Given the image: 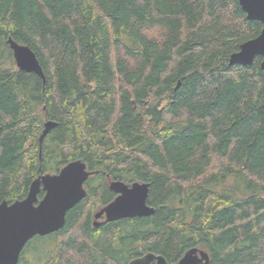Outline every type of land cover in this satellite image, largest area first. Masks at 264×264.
Returning <instances> with one entry per match:
<instances>
[{"label":"trees","instance_id":"obj_1","mask_svg":"<svg viewBox=\"0 0 264 264\" xmlns=\"http://www.w3.org/2000/svg\"><path fill=\"white\" fill-rule=\"evenodd\" d=\"M261 27L238 0H0V202L72 160L92 173L63 227L33 237L44 264H172L191 247L264 264V68L229 63ZM8 38L44 78L16 67ZM108 178L148 183L153 213L94 226Z\"/></svg>","mask_w":264,"mask_h":264},{"label":"water","instance_id":"obj_2","mask_svg":"<svg viewBox=\"0 0 264 264\" xmlns=\"http://www.w3.org/2000/svg\"><path fill=\"white\" fill-rule=\"evenodd\" d=\"M246 17L261 22L257 36L242 42L239 50L229 57L230 64H251L255 56L262 57L264 68V0H238ZM15 64L19 70L33 72L44 78L35 53L26 45L8 39L7 41ZM56 125L47 120L38 137L39 147L45 135ZM91 171L80 159L72 160L56 173H45L34 178L29 184L26 195L12 202H0V264H17L20 253L29 239L35 235L44 236L58 231L65 223L66 212L80 202L86 194L84 182ZM110 191L116 197L101 207L93 215L94 226H99V218L113 222L121 218L142 217L153 213V207L146 203L148 183L134 181L125 183L110 180ZM43 196L38 199V193ZM209 253L198 247L187 249L177 263L208 264ZM126 264H169L166 259L153 252H146L130 259Z\"/></svg>","mask_w":264,"mask_h":264},{"label":"rangeland","instance_id":"obj_3","mask_svg":"<svg viewBox=\"0 0 264 264\" xmlns=\"http://www.w3.org/2000/svg\"><path fill=\"white\" fill-rule=\"evenodd\" d=\"M95 179V177H94ZM88 181V180H87ZM94 181V180H93ZM92 180H90L91 184L92 185H95L97 184V182H93ZM95 181H98V179H95ZM89 182V183H90ZM107 182V180H106ZM85 185H86V182H85ZM38 199H40L38 197ZM99 207H95L93 208L91 214H92V217H91V222H94V218H93V215L94 213L97 211ZM33 238V237H32ZM30 239L31 241H29V243L27 244V246L25 247V251L26 252H29L30 255H29V261L27 264H44L45 263V253L47 251V249L49 248V245H46L45 242H37L36 241V238H33V239ZM32 248V251H30L29 249ZM36 251V252H35Z\"/></svg>","mask_w":264,"mask_h":264},{"label":"bare ground","instance_id":"obj_4","mask_svg":"<svg viewBox=\"0 0 264 264\" xmlns=\"http://www.w3.org/2000/svg\"><path fill=\"white\" fill-rule=\"evenodd\" d=\"M8 39H11V38H8ZM8 39H7V41H8ZM11 40H12V39H11ZM40 148H41V147H40ZM40 148H39V149H40ZM40 150H41V149H40ZM100 224H101V223H100Z\"/></svg>","mask_w":264,"mask_h":264},{"label":"flooded vegetation","instance_id":"obj_5","mask_svg":"<svg viewBox=\"0 0 264 264\" xmlns=\"http://www.w3.org/2000/svg\"><path fill=\"white\" fill-rule=\"evenodd\" d=\"M115 196V195H114ZM101 219H103V217L101 218ZM103 223V222H102Z\"/></svg>","mask_w":264,"mask_h":264}]
</instances>
